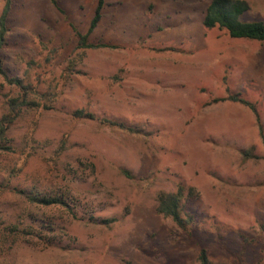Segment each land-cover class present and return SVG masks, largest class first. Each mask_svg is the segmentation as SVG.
<instances>
[{"label": "rangeland", "instance_id": "rangeland-1", "mask_svg": "<svg viewBox=\"0 0 264 264\" xmlns=\"http://www.w3.org/2000/svg\"><path fill=\"white\" fill-rule=\"evenodd\" d=\"M209 1L103 0L87 40L109 46L80 56L75 30L88 31L97 0H10L0 67L43 98L0 153V264H200L201 251L210 264H264L259 127L243 104L213 101H251L264 131V44L205 28ZM246 1L242 19L264 21V0ZM9 93L0 75V115ZM179 185L197 192L186 230L156 211V195ZM51 223L64 226L53 245L37 235Z\"/></svg>", "mask_w": 264, "mask_h": 264}, {"label": "trees", "instance_id": "trees-1", "mask_svg": "<svg viewBox=\"0 0 264 264\" xmlns=\"http://www.w3.org/2000/svg\"><path fill=\"white\" fill-rule=\"evenodd\" d=\"M56 5V2H53ZM10 0H4L3 8L0 12V50L5 46L8 35L7 17L10 9ZM103 0H97L93 15L90 19L89 28L86 33H80L75 30V34L78 38L77 47L80 49V56L85 54V50L89 48L108 47L105 43L93 44L88 42V35L94 30L101 19ZM249 6L246 0H210L204 9L202 18V25L207 28H218L224 30L231 38L255 40L264 44V21L261 20H243V14L248 10ZM0 75L10 89V93L6 95L3 102V111L0 115V153H8L14 149L12 138L9 136L10 129L13 125L24 116V113L30 109L40 106V94L35 85L30 81H26L24 78L9 77L0 67ZM39 97V98H38ZM231 100L239 102L248 107L254 114L256 122L259 127V134L264 144V131L261 126L259 114L256 106L251 101L243 98L238 94H228L224 97L214 98L213 101H225ZM75 117H86L92 120H99L101 124L109 125L110 127H116L122 131L134 133L137 130L133 127H129L122 122L110 120L106 118L98 119L91 113H85L84 110H76L74 112ZM253 156L250 150H246L242 154V159ZM121 172L127 176L129 173L121 168ZM10 177V176H9ZM10 180H7L6 187H9ZM17 193L23 196L28 203L38 204L42 207H64L71 209L67 201L61 196L50 195H38L34 191L16 189ZM197 192L191 186L185 187L179 185L175 191H160L156 195V211L162 216L169 218L180 229L186 230L189 222L191 221L190 215L185 211L186 202L192 197L196 196ZM75 207V206H74ZM117 221V218H109L100 220L101 223L109 224L110 222ZM41 233L37 234L42 237L43 242L49 245H53L55 238L50 233L60 229V233H63L64 226L59 224H47L40 226ZM260 229L264 231V224L260 225ZM21 232H27L25 228L21 229ZM30 233V232H29ZM32 233V232H31ZM200 264H210L204 251H201L199 255Z\"/></svg>", "mask_w": 264, "mask_h": 264}]
</instances>
